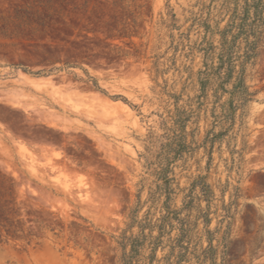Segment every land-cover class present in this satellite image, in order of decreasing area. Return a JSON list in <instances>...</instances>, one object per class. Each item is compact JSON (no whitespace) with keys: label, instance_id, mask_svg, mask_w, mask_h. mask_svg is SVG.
Returning <instances> with one entry per match:
<instances>
[{"label":"rangeland","instance_id":"1","mask_svg":"<svg viewBox=\"0 0 264 264\" xmlns=\"http://www.w3.org/2000/svg\"><path fill=\"white\" fill-rule=\"evenodd\" d=\"M202 2L209 0H0V173L13 180L30 233L0 245V264H119L112 235L136 199L139 138L162 132L167 105L150 75L158 22L170 5L182 24L186 9ZM187 64L197 71L202 57ZM248 73L257 93L241 132L237 122L233 138L211 148L203 143L211 121L203 117L194 150L177 163L178 207L197 180L183 264H264V45ZM166 77L170 90H181L179 73ZM199 176L213 191L210 201ZM147 193L148 185L143 199ZM168 251H158L160 264Z\"/></svg>","mask_w":264,"mask_h":264},{"label":"trees","instance_id":"2","mask_svg":"<svg viewBox=\"0 0 264 264\" xmlns=\"http://www.w3.org/2000/svg\"><path fill=\"white\" fill-rule=\"evenodd\" d=\"M200 5L198 11L186 9L182 24L169 5L158 22L157 43L150 55V75L156 99L167 96L164 100L167 105L164 113L159 114L162 132L150 129L139 138L142 173L136 184V199L129 211V221L118 234L112 235L119 264H160L158 251L166 248L167 264H173V258L176 264H183L187 243L192 238L189 211L197 180L186 195L190 199L178 207L176 198L181 188L176 177L177 163L194 150V137L203 117L211 121L203 140L211 148L227 135L233 138L231 132L237 122L241 132L246 108L257 93L248 83V69L256 63L264 45V0H209ZM187 22L191 23L183 30ZM193 29L199 33L196 40L190 36ZM175 30L179 31L177 40ZM163 44L168 45L167 50L158 51ZM137 52L141 54V49ZM197 54L202 57V65L194 71L187 61L193 62ZM179 57L185 61L178 64ZM172 69L180 74V79L184 78L180 91L168 88L166 74ZM89 80L96 90L107 93L97 78L89 75ZM190 86L194 87V95L188 94ZM112 97L128 102L121 95ZM190 125L195 127L189 130ZM246 145L244 141L239 154ZM198 179L202 195L210 201L213 191L206 176ZM147 185V197L143 199ZM205 216L208 224L209 213ZM29 236L20 216L14 182L0 173V245L10 240H30Z\"/></svg>","mask_w":264,"mask_h":264},{"label":"bare ground","instance_id":"3","mask_svg":"<svg viewBox=\"0 0 264 264\" xmlns=\"http://www.w3.org/2000/svg\"><path fill=\"white\" fill-rule=\"evenodd\" d=\"M112 101V100H111Z\"/></svg>","mask_w":264,"mask_h":264}]
</instances>
